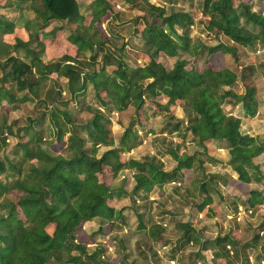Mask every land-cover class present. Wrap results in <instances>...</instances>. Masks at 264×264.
I'll return each mask as SVG.
<instances>
[{"label": "trees", "instance_id": "obj_1", "mask_svg": "<svg viewBox=\"0 0 264 264\" xmlns=\"http://www.w3.org/2000/svg\"><path fill=\"white\" fill-rule=\"evenodd\" d=\"M42 1L45 11H39L42 12L39 16L42 17L43 26L46 27L52 20L74 23L82 32L70 33L68 41L76 46L86 45L91 54L84 60L66 54L58 60L45 62L30 47V35H22V40L16 35L14 49L8 50L1 41L4 34L14 30V23L0 16V52L6 54L0 60V105L5 100L9 107L16 109L22 102L33 101L35 104V100L39 101L43 103L41 114L49 113L50 123L45 138L42 131L35 128L34 121L30 120L27 124L28 131L31 130L28 141L17 142L10 149L5 148L0 155V197L11 191L17 192L13 200L0 202V264H108L104 260L103 244H95L90 251L86 244L76 240L75 231L81 223L98 216L101 208L109 214L106 219L111 224L112 220L122 217V210H115L109 203L113 189L104 179L106 168L117 174L127 166V160L123 157L129 149V134H133L134 130L131 124L125 127L119 144L115 145L110 122H101L100 118L114 111H122L131 104L140 108L149 101L169 114L176 103L181 102L184 117L175 118L169 114L172 120L166 121V126L159 129V133L176 132L181 138L189 135L190 142L187 144L174 142L171 144L174 148H166V152L176 161V169L192 168L195 162H199V165L203 163L197 157L198 151L182 158L179 151L182 145L195 144L205 151L207 141L221 140L231 156L229 166L240 181L249 183L263 179L260 162L257 164L255 159L264 154V139L243 132L241 119L223 108L227 100L229 103L241 102L245 114L251 113L253 103L249 98L252 99L254 88L247 91L248 96L237 94L233 89L238 82L234 70L213 66L202 70L188 69L187 59L180 56L182 52L196 53L189 36L190 26L194 22L191 9L174 8V1L165 8L151 0H141L151 19L145 20L140 33L136 29L135 34L142 38L146 58L140 64L130 65L123 56L124 45L118 49V55L105 51L101 60H97L96 49L103 50L104 42L95 40L93 34L82 26L83 15L77 0ZM100 1L104 5L94 11V16L97 13L94 20H99L100 15L111 7L107 1ZM124 1L133 4L137 0ZM260 1L264 6V0ZM202 12L207 17L199 20L203 29L209 34L224 36L231 42L228 44L219 40L213 46H203L210 53L234 54L236 45L253 47L258 41L264 46V16L251 10L249 4L241 0L236 6L233 0H203ZM118 14V11L115 12V15ZM241 17L245 25L241 24ZM248 25L257 27V30ZM165 27L180 40L169 38L163 31ZM177 29H181L182 34ZM20 47L23 49L22 56L18 55ZM169 57L175 60L170 63ZM111 66L113 68L108 74L106 70ZM245 76L241 74L244 80ZM57 78L63 79V86L57 84ZM49 79L53 80L51 89L40 99V87ZM5 82L11 85L5 86ZM90 84L106 112L92 108L93 113L86 122L76 123L73 110L67 106ZM100 90L106 91L104 97L100 95ZM64 93L68 95L67 98ZM161 96L168 97L164 103L160 100ZM35 121L38 122L37 119ZM12 129L5 116L0 128V148L4 146L7 134H17ZM78 130L84 134H79ZM65 133H69L65 144L66 154H51L42 148L44 141L50 144L62 141ZM133 138L137 144V136ZM98 145L106 146L99 155ZM128 164L137 170L130 191L134 196L147 193L154 184L171 180L177 174L176 169L165 170L155 155H146L143 160ZM199 187L207 192L206 182H200ZM250 194L247 200L250 206L264 201V189H251ZM211 200L209 196L199 204V211ZM5 205L8 206L7 211L3 209ZM136 217L139 219L137 228H145L142 214ZM120 220L124 221L123 218ZM50 224L54 225L52 232L46 229ZM164 227L163 223L151 225V237L162 241ZM260 228H264V219ZM181 229L185 242L193 238L198 240L191 234L189 223L183 224ZM258 237V233L254 235V242ZM227 244L236 255L242 254L249 246H255V243L248 242L238 245L235 239L226 234L217 235L203 249L211 248L214 256L228 258L231 248ZM263 251L264 243L260 252Z\"/></svg>", "mask_w": 264, "mask_h": 264}, {"label": "rangeland", "instance_id": "obj_2", "mask_svg": "<svg viewBox=\"0 0 264 264\" xmlns=\"http://www.w3.org/2000/svg\"><path fill=\"white\" fill-rule=\"evenodd\" d=\"M19 1L22 2L20 7L14 2L7 5L11 0H0V6H5L2 10L7 9V11L4 10L3 12L11 20L21 21L22 32L19 35L22 37L23 31H28L31 35L29 45L43 61L47 62V60L53 58L57 60L63 54H71L72 57L81 60L90 56L91 51L86 45L76 46L68 41L70 33H77L78 30L82 32V29H77L74 23L55 20L50 21L49 25L43 28L42 17L38 16L36 18L35 13L36 10L42 8L41 11H45L43 1ZM39 1L43 4V7ZM77 1L80 12L83 15L82 26L93 34L95 40L104 42L103 50L99 51L96 49L98 53L97 60H101L102 53L105 51L118 55V49L123 45V56L128 64H140L146 58L143 51L145 46L142 44V38L135 34L136 29L140 33L145 20L151 19L143 1L137 0L135 3L130 4L124 0H102L104 2L107 1L111 7L100 15L99 20H94L97 13L95 16L93 13L101 8L104 3L100 0ZM172 1H174V8L191 9L194 19L189 29V36L191 45L196 48V53L188 54L182 52L180 54V56L187 59L186 68L202 70L208 66L215 68L227 67L234 70L237 74L238 82L233 86L237 94L248 96V92L254 88L251 94L252 99L249 98L251 103H253L251 113L245 114L241 102L234 103L231 101L229 103L227 100L223 103V108L225 111H231L232 114L241 119V130L243 132L264 139V46L258 41L253 47L236 45L237 50L234 54L210 53L203 46H213L219 40L228 44H231V42L224 36L209 34L203 29V24L199 21L201 18H207L202 12L203 0H151L152 3L162 5L165 8H168L170 6L169 3ZM241 1L249 4L251 10L264 16V6L260 0ZM239 2L240 0H233L234 6ZM117 11L119 14L115 15ZM38 13L42 14V12ZM240 22L245 25L244 18L241 17ZM248 27L257 30V27L254 26L248 25ZM53 28H55V31H53ZM80 28L83 27L80 26ZM40 29L42 33H40ZM177 30L179 34H182L181 29ZM163 31L169 35V38L180 40L168 27H165ZM10 36H12V33ZM13 44L8 45L9 50L14 49ZM22 52L23 49L20 47L18 55L22 56ZM4 58L5 54H0V59ZM168 60L172 63L175 58L169 57ZM111 68L113 67L107 68L106 72L108 74L111 73ZM243 73L246 74L245 80L241 78ZM1 75L2 70L0 68V77ZM51 80H47L40 87V99L45 97L48 89H51L53 84V80ZM62 81L63 79L57 78L58 85L63 86L62 84L64 83ZM10 85V82H5V86L8 87ZM80 94L67 106L70 110H73L76 123L86 122L93 113L92 108H99L102 112H106L105 107L101 105V101L95 96L92 84L87 86L86 90ZM100 95L104 97L106 91L100 90ZM64 97L67 98L68 95L64 93ZM167 98L166 96H161L160 100L164 103ZM59 107H62V104H59ZM42 111L43 103L36 102V100L35 104L33 101L22 102L16 109L9 107L5 100L2 101L0 105V128H2V122L6 116L7 123L12 126V130L17 132V134H7V140L4 146L0 148V155H2L5 148L10 149L17 142L25 143L28 141L31 130L28 131L27 124L30 120L34 121L35 128L41 130L42 135L47 138L45 135L46 129L50 125L48 120L49 113L43 116L41 114ZM169 114H172L175 118H183L185 112L181 102L179 104L176 103V106ZM169 114L159 110L154 103L147 101L140 108H136L135 105L131 104L122 111H114L100 118L101 122H107V120L110 122L115 145L119 144L125 127L131 124L134 130L133 134H129V139L131 140L129 141V149L124 153L123 157L124 160H127V166L117 174H114L110 168H106L107 175L104 179L113 189V195L109 203L114 206L115 210H122L121 218L124 221L120 220L121 218L119 217L115 221L112 220L113 223L111 224V221L109 222L106 219V217L109 218V214L105 209L101 208L102 212L93 219L95 223L87 226L86 222L76 228V238H78V241H86L90 248L96 240L91 236L90 238L85 236L92 232L91 228L98 229L101 227L99 233L105 242L103 243L102 239L100 242L107 248L104 253V260L107 263L109 262L108 264H120L121 262L122 264H230L234 260H238L243 264L242 254L237 257L230 254V260L227 261L222 257L216 258L212 250L209 252L208 249H203L206 246L205 244L212 241L227 226V231L230 230L229 234L239 241L238 244L255 243L254 248L248 247L244 250L248 256H251V258H248L254 260L252 264H264V252L259 254V250L256 248V245L260 244L262 251L264 228L262 232H258L259 237L256 242L253 239L256 228H252L253 224H257V227H260L264 216V201L256 204L254 208L250 206L247 201L251 195L249 191L250 183L241 184L237 174L231 170L229 166L231 156L225 148V143L221 140L207 141V150L205 151L202 147L195 144L182 145L179 150L182 158L198 151L197 157L199 156L203 163L199 165V162H195L192 168L176 169V161L166 152V148H174V145H171L174 142L187 144V142H190V138L189 135L187 138H181L182 136L179 137L176 132L159 133V129L166 126V121L172 120ZM36 119L38 122L35 121ZM78 133L84 134L83 131L79 130ZM64 135L63 140L58 143L50 144L44 141L42 148L51 154H66L65 144L68 142L67 136L69 133ZM134 135L137 136V144L133 138ZM97 148V154L99 155L106 149V146L98 145ZM146 155H155L161 160L165 170L176 169L177 174L171 180L165 179L159 184H154L147 193H139L134 196L130 191L134 185V176L137 170L135 167L128 166V162L141 161ZM255 161L257 164L260 162L259 168L264 175V154L257 157ZM203 181L204 183L206 182V193L201 191L199 187L200 182ZM251 184V187L258 190L264 189V177L259 182L251 181ZM15 195L17 196L15 191L5 193L0 197V202L9 199L13 200ZM209 196L212 200L211 203L208 202V210L200 211V213L198 205ZM3 209L7 211L8 206L5 205ZM181 212L184 214H181ZM249 213L252 214L250 215ZM255 213L258 214V217ZM139 214H142V222L146 226L145 229L137 228L139 219L136 215ZM20 217H22L21 212ZM157 221L159 223H156ZM161 223L165 225L164 239L162 241L156 240L154 237L153 239L145 237L144 234L147 233L146 229L148 227ZM186 223L190 224L192 228L191 234L196 238L198 237V240L195 241L193 238L191 241L185 242L184 238L181 237L184 233L181 226ZM52 228H54V225L46 227L48 232H52ZM82 236L87 239H83ZM170 258H173V262H170ZM52 264L57 263L52 262Z\"/></svg>", "mask_w": 264, "mask_h": 264}, {"label": "crops", "instance_id": "obj_3", "mask_svg": "<svg viewBox=\"0 0 264 264\" xmlns=\"http://www.w3.org/2000/svg\"><path fill=\"white\" fill-rule=\"evenodd\" d=\"M6 1H9V0H6ZM27 1H33V0H27ZM16 3L17 5H18V7H20V6H22L21 4H22V2H20L19 0H11V2L9 3H7V5L8 4H11V3ZM20 2V3H19ZM40 2V1H39ZM41 3V2H40ZM6 4V3H5ZM4 4V5H5ZM6 5V6H7ZM41 5H42V7H43V4L41 3ZM8 7V6H7ZM2 8H5V6L4 7H2V6H0V16H2V17H6L7 19H9L10 21H12L13 23H14V30L12 31V32H10V33H6V34H4L3 35V41H1V43L5 46V47H7V49L9 50V47L7 46V44L8 45H12L14 42H15V36L17 35L21 40H22V37L19 35L20 34V32H22V28H21V25H20V22L21 21H14V20H11L7 15H5L4 14V10H6L7 11V9H4V10H2ZM43 9V8H42ZM42 9H40V10H36L35 11V13H36V17L37 16H39L40 14L38 13L39 11H41ZM42 24H43V22H42ZM42 24H41V28H42ZM48 26V25H47ZM46 26V27H47ZM43 28H45V26H43ZM42 28V29H43ZM0 29H1V27H0ZM50 31H52V30H50ZM12 33V36H10V34ZM40 33H42L41 32V29H40ZM50 34V33H49ZM22 35H25V36H27V35H30L29 33H28V31H23V33H22ZM31 36V35H30ZM45 38H47L46 36H45ZM48 39H51V38H48ZM6 43V44H5ZM2 44H1V46H2ZM3 47V46H2ZM0 54H5V53H2V52H0ZM63 55H66V54H63ZM62 55V56H63ZM68 55H70V56H72L71 54H68ZM5 57H6V54H5ZM58 57V56H57ZM61 57V56H60ZM60 57H58V59L60 58ZM57 59V60H58ZM1 60V59H0ZM53 60H55L54 58L53 59H49V60H47V61H53ZM240 183L241 184H249V186H250V189H249V191L251 190V189H254V187H251V182H249V183H245V182H242V181H240ZM240 193H241V191H240ZM243 193V192H242ZM211 203V202H210ZM209 204V203H208ZM208 204H206L204 207H203V209L201 210V211H203V210H208ZM132 206V205H131ZM249 206V205H248ZM256 206V205H255ZM255 206H253V208L255 207ZM250 208H252V207H250ZM185 210V209H184ZM255 211V210H254ZM200 212V211H199ZM183 212H181V214H182ZM201 213V212H200ZM184 214V213H183ZM250 215L252 214V213H249ZM148 215V214H147ZM255 215L258 217V214H256L255 213ZM183 216V215H182ZM247 216V215H246ZM148 217V216H147ZM263 219H264V216H263V218H262V220H261V223H262V221H263ZM103 221H106V220H103ZM256 221H257V218H256ZM255 221V222H256ZM87 222V226H91L92 225V223H95L94 221H93V219L92 220H90V221H86ZM86 222H83V223H81V225H84ZM156 223H159L158 221L156 222ZM50 225H53V224H50ZM99 226V225H98ZM149 228L150 227H148L147 229H146V231H147V233L146 234H144L145 235V237H148V238H150V239H153V237H151V235H150V231H149ZM252 228L253 229H255L256 228V231H255V235L258 233V232H262V228H260L259 226L257 227V224H253V226H252ZM52 229H54V228H52ZM145 229V228H144ZM224 229L225 230H223L221 233H218V235H221V236H224V235H229L230 237H232L233 238V236L231 235V234H229L230 232V230L229 231H227V226L226 227H224ZM53 231V230H52ZM91 231L92 232H90V233H88L85 237H87V238H90V236L94 239V240H96V242L94 241V244H97V243H100V240L102 239L101 237V235H100V233L98 232V229L96 228H91ZM101 234H103V233H101ZM84 236H82V238L83 239H87V238H85ZM233 239H235V238H233ZM76 240L78 241V238H76ZM236 240V239H235ZM97 241H99V242H97ZM102 241H103V243L105 242L104 241V239H102ZM237 241V240H236ZM253 241V240H252ZM78 242H81V243H84V244H86L87 246L89 245L86 241H78ZM237 242H239V241H237ZM250 243V242H249ZM248 243V244H249ZM252 243V242H251ZM250 243V244H251ZM94 244L93 245H91L90 246V248H89V246H88V248H89V250L91 251V248L94 246ZM238 245H242L241 243H239ZM105 247V246H104ZM227 247L230 249L231 248V250H230V252H229V256H228V258H226V257H222V258H225L227 261H229L230 260V254L231 255H234V257H237V256H241V252L240 253H238L237 255H236V253H233V251H234V249L232 248V247H230V244H227ZM253 246H249V248H252ZM262 247H263V244H262ZM248 248V247H247ZM254 248V247H253ZM257 248H258V253L259 254H262L261 252H260V250H261V245L260 244H258L257 245ZM107 250V248L105 247V251ZM208 250H209V252H210V248H208ZM241 251V250H240ZM264 252V251H263ZM105 253V252H104ZM200 255H202V254H200ZM216 257V256H215ZM248 257H250L251 258V256H248L247 254H246V252L244 251V252H242V258L244 259H242V261H243V264H252V263H254V260H250V258H248ZM216 258H220V257H216ZM234 259H236V258H234ZM233 259V260H234ZM262 261H263V259H262ZM170 262H173V258H170ZM250 262V263H249ZM109 263V262H108ZM228 263V262H227ZM229 264V263H228ZM230 264H242V263H240L238 260H234V261H232ZM255 264H257V263H255Z\"/></svg>", "mask_w": 264, "mask_h": 264}]
</instances>
